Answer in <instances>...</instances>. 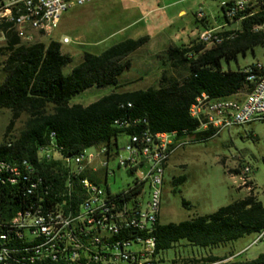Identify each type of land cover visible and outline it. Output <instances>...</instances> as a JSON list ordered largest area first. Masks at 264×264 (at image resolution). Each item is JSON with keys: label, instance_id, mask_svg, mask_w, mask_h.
I'll return each instance as SVG.
<instances>
[{"label": "trees", "instance_id": "obj_1", "mask_svg": "<svg viewBox=\"0 0 264 264\" xmlns=\"http://www.w3.org/2000/svg\"><path fill=\"white\" fill-rule=\"evenodd\" d=\"M255 27L263 30L255 31ZM237 36L214 47L197 40L179 47L168 48L160 57L175 68L185 71L180 78L164 73L158 86L139 90H121L120 77L132 67L131 56L150 41L149 36L126 39L100 54L86 52L69 73L72 58L62 52V44L38 41L31 45L12 41L0 48L4 58L5 78L0 83V111L9 110L12 119L4 140L0 143V161L20 166L27 161L43 179L36 192L49 187L47 200L64 191L66 173L60 161L39 162L41 146L54 142L65 156L83 150L118 144L128 137L148 130L152 133L193 132L197 122L189 115L196 97L207 93L213 98L251 92L256 83L243 70H224L222 61L237 58L239 53L264 46V12L258 11L242 22ZM252 74H258L255 64ZM92 88H113V91L87 106L72 104L73 99ZM27 119L17 134H12L22 115ZM124 122V126L116 125ZM55 137L52 138V134ZM207 131L193 135V143L212 138ZM115 143V144H114ZM137 169L132 173H136ZM25 174V172H24ZM0 174V224L10 221L18 211L36 200L29 195L31 183L21 179L11 184ZM82 177V176H81ZM135 180H140L136 178ZM35 182L36 178L33 177ZM177 181L185 182L182 177ZM185 205H188L184 201ZM264 229V205L256 196H246L208 215L197 216L179 223L159 221L153 238L158 253L184 244L189 247L217 248L253 236ZM190 256V254H189ZM219 256L209 255L214 262ZM195 262L193 258L189 260Z\"/></svg>", "mask_w": 264, "mask_h": 264}, {"label": "built area", "instance_id": "obj_2", "mask_svg": "<svg viewBox=\"0 0 264 264\" xmlns=\"http://www.w3.org/2000/svg\"><path fill=\"white\" fill-rule=\"evenodd\" d=\"M94 1L97 0H0V48L12 41L31 45L51 37L52 28L59 26L68 10ZM222 8L228 22L239 23L258 11L264 12V0H231L223 2ZM197 17L205 20L203 10ZM32 26H40L41 34L31 35ZM235 34L209 29L200 33L198 41L214 47L216 38H235ZM63 43L70 40L64 38ZM255 68L258 74H252L250 66L243 70L250 73L248 80L256 83L249 93L222 98L202 93L196 97L189 109L190 117L197 122L193 132L145 130L128 136L121 150L119 144L112 143L96 146V152L89 151L92 147L74 156L63 155L54 142L41 146L39 162L60 161L66 173L61 198L47 200L51 194L47 186L44 191L36 192L43 179L29 162L23 161L18 166L0 161V174H12L11 184L21 179L30 182L27 192L36 195L34 202L10 221L0 224V264H164L159 258L157 241L142 237V229L156 231L159 224L166 166L175 152L194 142L193 135L212 131L214 137L225 130L264 121V65L255 63ZM116 125L125 124L116 121ZM114 157L118 159V169L146 171L142 179L134 180L127 190L118 193H112L107 186L109 177L115 175V170L110 168ZM79 164H86V170L88 165L96 167V174H90L85 191H77ZM228 173L238 182V189L247 192V196L257 197L250 166L229 169ZM125 231H133L129 243L119 242V235ZM19 236H29V242L48 238V246L31 249V256H24L26 245L19 244ZM253 238L249 248L264 242V229ZM247 249L214 262L205 260L209 256L194 255L176 259L174 264H264V254L255 260H238ZM193 258L196 261L190 262Z\"/></svg>", "mask_w": 264, "mask_h": 264}, {"label": "rangeland", "instance_id": "obj_3", "mask_svg": "<svg viewBox=\"0 0 264 264\" xmlns=\"http://www.w3.org/2000/svg\"><path fill=\"white\" fill-rule=\"evenodd\" d=\"M228 1L231 0H97L68 10L59 27L52 31V36L38 41L49 43L55 40L62 44V52L73 60L72 65L65 69L69 73L86 52L100 54L126 39L149 36L146 46L131 56V69L120 77L121 90H144L158 86L164 73L173 78L185 75L184 70L171 66L160 55L170 47L195 40L205 20L227 23L222 3ZM200 10L205 14L204 21L197 17ZM64 38H68L70 43L64 44ZM3 63L4 58L0 57V83L5 78ZM255 63L264 65V46L239 53L234 60H223L222 66L224 70L237 71ZM112 91L113 88H93L77 95L72 104L87 106ZM11 119L9 110L0 111V143ZM26 119L25 114L20 117L12 134L22 129ZM127 141V137L118 139L120 150ZM89 151L96 152V148ZM245 165L253 169L255 193L264 205V121L225 130L206 141L181 148L171 156L165 171L160 221L163 224L179 223L212 214L235 200L245 198L247 192L238 189V182L228 173L229 169ZM110 168L115 170V175L110 176L107 182L112 193L127 190L136 178L146 173L145 170L132 173L124 168L118 169L115 157ZM182 177L186 178L185 182L177 181ZM147 200L146 195L143 202ZM253 240V236H246L217 248L185 247L182 243L161 252L159 258L164 264H174L176 259L189 254L191 257L237 255L249 248ZM262 254L264 242L247 249L237 259L255 260Z\"/></svg>", "mask_w": 264, "mask_h": 264}, {"label": "bare ground", "instance_id": "obj_4", "mask_svg": "<svg viewBox=\"0 0 264 264\" xmlns=\"http://www.w3.org/2000/svg\"><path fill=\"white\" fill-rule=\"evenodd\" d=\"M61 21H59L60 24ZM59 26H55L52 28V31L57 29ZM262 30L260 27H255V31ZM41 34V27L40 26H32L31 27V35H38ZM237 34H235V37ZM234 39V38H229ZM225 41L223 38H216L215 46L222 44ZM208 47V46H206ZM210 48V47H208ZM92 165L87 166L86 164H79V171L80 178L77 179V191H85L87 189L88 184H90V174H96V167L92 168ZM144 170V169H137V171ZM5 179L9 183H12V174H5ZM82 176V177H81ZM144 174L140 175V179ZM62 193H59L55 196V198H61ZM153 232L150 229H142V237H148L149 241H155L153 238ZM131 238H133V231H125V233L119 235V242L121 243H129L131 242ZM19 244L26 245V249H24V256H31V249H39L40 247H47L48 246V238H41L39 242H29V236H19Z\"/></svg>", "mask_w": 264, "mask_h": 264}, {"label": "crops", "instance_id": "obj_5", "mask_svg": "<svg viewBox=\"0 0 264 264\" xmlns=\"http://www.w3.org/2000/svg\"><path fill=\"white\" fill-rule=\"evenodd\" d=\"M183 12H181V14H182ZM241 28H242V22H239V23H237V22H228L227 21V23H225V24H219L218 23V21H216V22H211V21H208V20H205L204 22H203V28H202V30H201V32L200 33H202L203 31H205V30H209V29H223L224 31H230V32H234V31H240L241 30ZM200 35V34H199ZM199 35H198V37L195 39V40H197L198 38H199ZM192 41H194V40H192ZM192 41H190L189 43H191ZM188 43V44H189ZM93 89V88H92ZM90 90V89H89ZM89 90H87V91H89ZM86 91V92H87ZM85 93V92H84ZM242 94H246V93H243L242 92ZM170 161V160H169ZM169 163V162H168ZM168 165V164H167ZM166 168H167V166H166ZM165 171H166V169H165Z\"/></svg>", "mask_w": 264, "mask_h": 264}]
</instances>
